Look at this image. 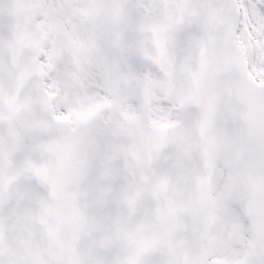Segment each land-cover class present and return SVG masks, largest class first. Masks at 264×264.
I'll return each instance as SVG.
<instances>
[{
    "label": "snow or ice",
    "instance_id": "obj_1",
    "mask_svg": "<svg viewBox=\"0 0 264 264\" xmlns=\"http://www.w3.org/2000/svg\"><path fill=\"white\" fill-rule=\"evenodd\" d=\"M0 264H264V0H0Z\"/></svg>",
    "mask_w": 264,
    "mask_h": 264
}]
</instances>
